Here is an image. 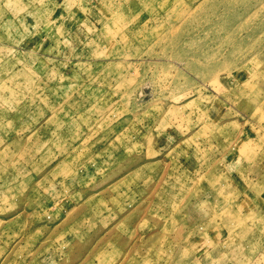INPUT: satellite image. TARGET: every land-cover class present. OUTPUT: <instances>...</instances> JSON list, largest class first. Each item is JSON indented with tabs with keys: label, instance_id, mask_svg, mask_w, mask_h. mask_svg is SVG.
Returning <instances> with one entry per match:
<instances>
[{
	"label": "rangeland",
	"instance_id": "374dc122",
	"mask_svg": "<svg viewBox=\"0 0 264 264\" xmlns=\"http://www.w3.org/2000/svg\"><path fill=\"white\" fill-rule=\"evenodd\" d=\"M0 264H264V0H0Z\"/></svg>",
	"mask_w": 264,
	"mask_h": 264
}]
</instances>
